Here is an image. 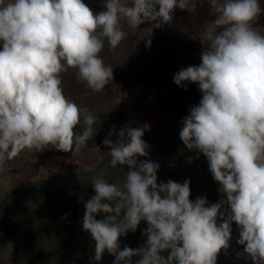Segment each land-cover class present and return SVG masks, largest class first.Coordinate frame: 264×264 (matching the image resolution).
Wrapping results in <instances>:
<instances>
[{
  "label": "clouds",
  "instance_id": "clouds-1",
  "mask_svg": "<svg viewBox=\"0 0 264 264\" xmlns=\"http://www.w3.org/2000/svg\"><path fill=\"white\" fill-rule=\"evenodd\" d=\"M197 2L102 0L103 10L93 12L84 0H0V171L26 149L78 155L97 117L65 95L62 74L75 69L79 83L103 91L113 80V67L100 55L106 43L115 50L127 26L139 30L136 43L150 47L153 30L169 23L175 8L196 12ZM207 3L214 18L202 29L201 63L173 79L185 91V82L197 84L202 93L179 137L203 154L226 199L190 200V179L158 183L159 164L139 159L149 154L142 137L150 126L125 125L117 133L113 125L103 141L110 166L128 171L121 183L92 178L95 195L84 204L82 228L95 242L96 262L107 252L113 264H133V257L135 264H217L235 223L237 243L252 264H264V31L257 27L264 7L260 0ZM142 221L145 243L121 250L120 237Z\"/></svg>",
  "mask_w": 264,
  "mask_h": 264
},
{
  "label": "rangeland",
  "instance_id": "rangeland-1",
  "mask_svg": "<svg viewBox=\"0 0 264 264\" xmlns=\"http://www.w3.org/2000/svg\"><path fill=\"white\" fill-rule=\"evenodd\" d=\"M84 3L93 12L103 10L102 0ZM171 15L169 23L153 30L150 47L144 40L136 43L139 30L127 26L128 35L115 50L105 44L100 55L113 67V80L103 91L96 93L79 83L75 69L62 74L65 95L97 117L96 132L76 156L52 147L40 152L26 149L5 163L0 171V264H113L107 252L100 262L93 259L95 242L82 228L84 204L95 195L92 178L121 183L128 171L127 166H110V149L103 141L113 125L117 133L125 125L150 126L142 137L149 154L139 159L159 164L158 183L190 179V200L202 196L210 205L226 199L203 154L188 150L179 137L183 119L202 93L197 84L185 82V91L173 79L180 69L201 63L202 29L214 17L207 0H198L196 12L175 8ZM149 26L146 22L139 27ZM257 27L264 31V14ZM111 139L114 142L116 136ZM86 166L95 170L86 171ZM146 226L142 221L135 232L121 236V250L141 247ZM238 239L239 228L233 223L229 247L218 254L217 264H252ZM137 259L132 258L133 264Z\"/></svg>",
  "mask_w": 264,
  "mask_h": 264
},
{
  "label": "crops",
  "instance_id": "crops-1",
  "mask_svg": "<svg viewBox=\"0 0 264 264\" xmlns=\"http://www.w3.org/2000/svg\"><path fill=\"white\" fill-rule=\"evenodd\" d=\"M260 2H261L262 4H264V0H260Z\"/></svg>",
  "mask_w": 264,
  "mask_h": 264
}]
</instances>
